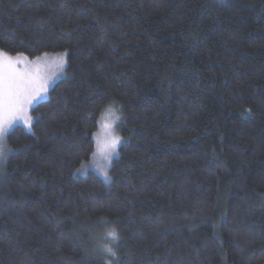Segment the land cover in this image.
Returning a JSON list of instances; mask_svg holds the SVG:
<instances>
[{
  "label": "trees",
  "instance_id": "16d2710c",
  "mask_svg": "<svg viewBox=\"0 0 264 264\" xmlns=\"http://www.w3.org/2000/svg\"><path fill=\"white\" fill-rule=\"evenodd\" d=\"M0 50L68 53L8 134L0 264H264V0H0Z\"/></svg>",
  "mask_w": 264,
  "mask_h": 264
},
{
  "label": "snow or ice",
  "instance_id": "6c2138e0",
  "mask_svg": "<svg viewBox=\"0 0 264 264\" xmlns=\"http://www.w3.org/2000/svg\"><path fill=\"white\" fill-rule=\"evenodd\" d=\"M67 55L68 53L64 52L55 57L61 69L67 63ZM47 56L48 54L44 53L45 59ZM41 59V57H36V61ZM26 61L27 57L23 54L12 57L0 50V159L11 151L7 149L6 139L9 129L17 121H21L31 131L34 117L30 115V110L44 101L51 84V78L43 73L38 63L30 66ZM105 115L102 128L107 138L104 140L101 151L110 162L113 154L119 155L118 147L122 138L112 135L111 130L120 117L113 109H109ZM103 174L105 177L108 176L106 170ZM104 250L111 252L110 248ZM112 255L115 256V253Z\"/></svg>",
  "mask_w": 264,
  "mask_h": 264
},
{
  "label": "rangeland",
  "instance_id": "374dc122",
  "mask_svg": "<svg viewBox=\"0 0 264 264\" xmlns=\"http://www.w3.org/2000/svg\"><path fill=\"white\" fill-rule=\"evenodd\" d=\"M63 53L64 52L48 53V56H47L46 59L44 58V55H42V56H40L42 58L40 61H36V58H31V57H28L26 55H24V56L27 57L26 63H28L30 66L33 65V64H37L38 63L41 66V70L43 71V73L46 76L51 78V84H50V87H49V89H50L53 84H55L59 79H61L62 77H64L66 75L67 63L63 67V69H61L58 66V64H57V61L55 60L56 56H58L60 54H63ZM9 55L12 56V57H16L17 56V55H11V54H9ZM20 66L22 67L23 65H20ZM48 94H49V91H48V93H47V95L45 96L44 99H46L48 97ZM32 109L30 110V115L31 116H32V114H31ZM106 109L115 110L116 115L119 116L118 108L116 110L115 108H112V106L111 107L108 106ZM108 110H106L104 112V115H103L102 118L100 117L99 129L97 130L96 136H95L96 142H97V146H96V149H95L93 155L91 156V158H90V160L88 162L89 166L84 169V172H81L83 175H86L87 173H89V170H93V171L98 172L100 175H102L106 179L110 177V169H111L112 163H113L114 159L118 155L113 154L112 159L109 162V160L105 158V154L101 151V149L103 147L104 140L107 138V135H106V133L104 132V130L102 128V124H103V122H104V120L106 118L105 114L108 112ZM119 123H120L119 120H117L114 123L113 128L111 130V134L114 135V136L118 135V136H120L122 138L120 130H119ZM16 125H23V123L21 121H17L9 129V133L13 129V127L16 126ZM7 138H8V136H7ZM121 143H122V141H121ZM6 146H7V149H10L9 146H8V143H7V139H6ZM119 147H118V152H119ZM9 154H10V151H8L7 155L3 159H0V167H1L2 163L7 159ZM105 170L108 173L107 177H105L104 174H103Z\"/></svg>",
  "mask_w": 264,
  "mask_h": 264
},
{
  "label": "clouds",
  "instance_id": "9594fccd",
  "mask_svg": "<svg viewBox=\"0 0 264 264\" xmlns=\"http://www.w3.org/2000/svg\"><path fill=\"white\" fill-rule=\"evenodd\" d=\"M108 236L115 239L117 237V232L114 229L113 230H110L108 232ZM103 248L104 249L105 248H110L111 249V252H109V253H115V249L112 247L111 244L105 243V244H103Z\"/></svg>",
  "mask_w": 264,
  "mask_h": 264
}]
</instances>
